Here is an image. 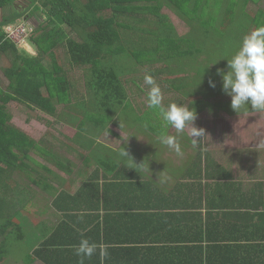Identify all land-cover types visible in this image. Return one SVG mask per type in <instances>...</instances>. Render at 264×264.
<instances>
[{
  "label": "trees",
  "instance_id": "1",
  "mask_svg": "<svg viewBox=\"0 0 264 264\" xmlns=\"http://www.w3.org/2000/svg\"><path fill=\"white\" fill-rule=\"evenodd\" d=\"M17 1L0 0V9L5 11L0 20V53L9 50L13 55L3 70L7 84L0 88V263L12 249L8 240L22 242L26 233L15 216L19 208L13 197L9 204L4 177L11 178L13 172L23 169L26 178L32 179L29 168H36L33 155L37 146L11 123L12 115L4 106L7 101H17L29 112L40 111L92 138L103 133L117 136L111 127L133 138L135 128L154 127L163 118L159 109L135 101L137 92H143L140 84L144 71L155 76L167 93L174 94L171 102L188 104L199 113L212 99L226 95L217 69L227 72L228 59L239 49L243 37L264 25L262 0H26L24 9L14 6ZM163 9L173 12L186 27L185 32H178ZM36 13L44 18L26 38L34 54L26 50L19 53L20 46L5 35L2 27ZM60 47L68 58L67 68L58 58ZM149 111L155 116L148 117ZM84 120L92 122V128H86ZM77 142L81 149L89 150L90 156L99 149L91 139ZM62 161L67 163L64 158ZM118 161L106 164L116 168ZM13 184L12 180V193ZM115 186L117 200L119 195L129 193L124 184ZM66 199L83 204L81 193ZM102 202L104 210L108 209L104 198ZM67 210L55 228L28 250L25 264L35 260L79 264L72 246L79 244L81 234L109 246L110 255L104 264H132L135 237L130 231L135 205L105 212L87 230L74 223ZM84 264H100L99 255L86 258Z\"/></svg>",
  "mask_w": 264,
  "mask_h": 264
},
{
  "label": "crops",
  "instance_id": "2",
  "mask_svg": "<svg viewBox=\"0 0 264 264\" xmlns=\"http://www.w3.org/2000/svg\"><path fill=\"white\" fill-rule=\"evenodd\" d=\"M3 14L0 9V20ZM17 50L22 53L24 49ZM12 59L9 50L0 53L1 89L7 84L3 70ZM4 106L12 115L11 108L24 105L9 100ZM39 113L25 115L24 120L39 123ZM56 122L53 118L52 123ZM11 123L24 132L14 115ZM194 123L208 136L193 148L185 130L179 138L182 156L160 142L162 133L175 134L163 118L154 127L135 128L133 138L113 127L117 136L103 133L92 138L76 131L49 134L48 138L30 136L37 145L36 168H29L32 179L26 178L23 169L13 172L11 178L4 177L9 204L13 197L19 208L15 216L26 232L22 243L33 238L29 250L36 247L64 218L65 208L72 221L87 230L105 212L135 205L130 231L135 237L132 264H264V112L250 105L236 112L226 94L212 99L197 113ZM108 137L116 141L112 144ZM82 138L93 140L98 151L90 156L87 149H81L75 141ZM125 146L129 153L134 149L130 155L141 164L127 167L128 157L121 156L119 166L110 168L106 162H116L111 155H120ZM40 157L44 163L39 162ZM162 171L169 177L164 183L158 178ZM116 184L129 190L118 200ZM107 187L116 192H105ZM78 193L83 195V204L66 199ZM103 198L109 204L105 210ZM8 251L0 264L12 261L8 258L11 248ZM30 264L43 263L35 260Z\"/></svg>",
  "mask_w": 264,
  "mask_h": 264
},
{
  "label": "clouds",
  "instance_id": "3",
  "mask_svg": "<svg viewBox=\"0 0 264 264\" xmlns=\"http://www.w3.org/2000/svg\"><path fill=\"white\" fill-rule=\"evenodd\" d=\"M228 69L227 72L223 69H217V71L222 75L223 90L231 96L232 109L239 112L246 105H250L253 110L264 112V25L256 27L243 37L239 49L231 59H228ZM144 83L148 86V107L159 109L164 121L175 130V134L162 133L159 137L160 142L182 156L179 138L187 130L193 148L198 147L201 140L208 134L203 127L195 125L194 122L197 119L195 108L177 102H171L165 107L162 89L154 76L146 73ZM209 83L215 87V82L211 79ZM120 155L128 157L130 163L127 167L137 168L141 164L135 162L125 147L121 148ZM158 178L161 183L169 179L163 171L159 173ZM80 218H83V213ZM72 247L75 255L79 257V264H84L86 258L91 259L97 254L100 264H104L110 255L107 244L90 241L83 234L79 244Z\"/></svg>",
  "mask_w": 264,
  "mask_h": 264
},
{
  "label": "rangeland",
  "instance_id": "4",
  "mask_svg": "<svg viewBox=\"0 0 264 264\" xmlns=\"http://www.w3.org/2000/svg\"><path fill=\"white\" fill-rule=\"evenodd\" d=\"M28 3L26 2V0H18L17 2L14 3L15 7H18L19 9H24L25 8V4ZM261 5L264 7V0L261 1ZM253 7H255L254 5H252ZM162 12L168 14L169 16V20L173 23V25L176 27V29L178 30L179 33H183L185 32L186 27L183 26L182 22L173 14V12H169V10L163 9ZM43 15L42 13H36L32 16H28V17H21L19 20H17L15 23L12 24L13 25H18L20 24L19 21L24 20V25H30V26H36L38 24L39 21L43 20ZM20 48L26 50L27 52L34 54V50L28 45H23L20 46ZM57 54H58V58L59 60L62 62V65L67 68L66 66V61H67V55L64 52V48L60 47L57 50ZM144 74L148 73L146 71L143 72ZM79 71H75V75H78ZM155 78V76H154ZM159 79H161V77H158ZM157 83L160 85L162 92H163V96H164V101L163 103L165 104V102H170L172 99H174V94L170 91V92H166V90L163 89V84L160 83V81L156 78ZM140 86L142 87L141 89H143V92H137L138 93V97L135 99V101L139 102V104L145 102V104L147 103V91H148V86L144 83V80L141 81ZM136 91H139L136 90ZM135 94V93H134ZM24 106H22V108H11L9 111L12 113V115L15 116L16 118V122L19 125L20 128H22L24 130V132H26L27 134H29V136L33 137V138H48L49 134H74V131H77L76 127H72V126H68L66 123L58 121V123H52L53 118L45 115V114H40L38 111H34V112H29L28 110H26L25 108L23 109ZM37 114L39 113V116L41 118V121L39 123L36 122V120H32V121H25L24 117L25 115L29 114ZM153 117L155 116V114L152 111L147 112V116ZM146 116V117H147ZM148 116V117H149ZM78 117V119H82V117L76 116ZM75 117H71L74 118ZM130 117V116H128ZM126 117V118H128ZM144 117V116H142ZM162 117V116H160ZM126 118H122L123 120ZM133 117L129 118L132 119ZM77 119V120H78ZM128 120V119H127ZM92 122L86 121L84 120V125L86 128H92ZM133 126V125H130ZM139 127H144V126H139ZM224 129V128H223ZM59 132V133H58ZM81 134L83 135H87L84 132H81ZM123 135V134H121ZM155 135V134H154ZM123 136H126V134L124 133ZM58 138H60V135L58 136ZM109 139H112V144L113 142H115L116 140L114 138L108 137ZM153 137H151L152 139ZM79 143H81L79 141ZM78 144V142H77ZM153 144V142L151 143V145ZM134 149L132 148L130 150V153H133ZM89 152V150H88ZM72 154V153H71ZM97 155V153L95 154ZM133 157V155H131ZM33 157L35 158L36 156L33 155ZM74 158V157H73ZM121 158V155H119V153L117 154V156L115 155H111L110 159H113L115 161H117V159L119 160ZM134 158V157H133ZM74 162L77 161L75 158L72 159ZM129 160V159H128ZM39 162H45L44 159H42L40 157ZM19 198H22L19 196ZM12 238V237H11ZM13 238L11 239V241L8 240V243L11 245L12 249L10 251V254L8 256V258H10V264H16L15 262L17 261H21V263H24V257L25 255L29 252V248L33 245V238L30 239L28 238L27 241H25L24 243L19 242V241H14ZM14 261V262H13ZM19 263V264H21Z\"/></svg>",
  "mask_w": 264,
  "mask_h": 264
},
{
  "label": "built area",
  "instance_id": "5",
  "mask_svg": "<svg viewBox=\"0 0 264 264\" xmlns=\"http://www.w3.org/2000/svg\"><path fill=\"white\" fill-rule=\"evenodd\" d=\"M5 35L15 42L18 46L27 45L26 38L29 31L32 29L30 25L18 24V25H5L2 27Z\"/></svg>",
  "mask_w": 264,
  "mask_h": 264
}]
</instances>
